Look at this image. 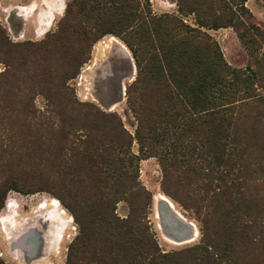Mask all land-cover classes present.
Wrapping results in <instances>:
<instances>
[{"label":"rangeland","instance_id":"obj_1","mask_svg":"<svg viewBox=\"0 0 264 264\" xmlns=\"http://www.w3.org/2000/svg\"><path fill=\"white\" fill-rule=\"evenodd\" d=\"M64 1L37 36L52 0H0V182H7L0 264H67L80 231L72 211L83 214L84 202L99 209L104 191L131 189L135 180L150 201L127 195L116 213L128 217L141 202L140 219L163 251L202 243L206 227L204 242L224 264H264V0H186L185 9L179 0ZM20 15L22 35L10 31ZM215 48L248 78L234 85L241 92L231 125L199 114L209 101L223 103ZM175 53L199 63L193 75L212 62L217 81L208 97L198 86L182 90V70L170 63ZM97 148L101 161L90 164ZM216 171L226 177L211 184ZM124 173L125 184L117 180ZM50 200L72 219L64 226L58 210L42 212L46 222L57 217L59 240L34 217ZM7 201L19 215L5 209Z\"/></svg>","mask_w":264,"mask_h":264},{"label":"trees","instance_id":"obj_2","mask_svg":"<svg viewBox=\"0 0 264 264\" xmlns=\"http://www.w3.org/2000/svg\"><path fill=\"white\" fill-rule=\"evenodd\" d=\"M112 1L125 2V0ZM185 1L186 0H179L182 9H185ZM122 16L123 22L128 20L126 14L122 13ZM217 26L221 27V25ZM191 37L195 39V36L191 35ZM215 49L217 50V48ZM176 53L174 56H176ZM217 53V57L220 58L217 60L220 68L219 78H221L219 85H222L224 88V90L221 91L222 93L219 99L222 100L223 103L214 106L211 105L209 101L208 105L206 104V107H204L205 109L199 111V114L201 115L203 114L202 112L205 111L204 115L208 116L212 112L213 115L225 119L226 122L231 125L236 116L235 109L239 101L235 98L238 93L241 92V90L237 91V87L234 85H239L241 82L248 84V78H244L239 70L231 68L230 65L224 62V60L221 59L220 50L219 52L217 50ZM211 54L215 53L211 51ZM177 57L178 56L170 63H176L179 69L182 70V75L180 77L182 90H193L194 87L198 86L199 88L197 90L199 94L202 97H208L209 92L213 91V86L217 81L216 74L211 73L212 70H215L211 64L212 62L209 61V65L205 72L199 73V75H193L192 70H197L199 63H197V65L195 64L196 67L193 63L183 58L179 60ZM139 64L138 68H140ZM145 68H148V66L146 65ZM171 78H173V76H171ZM227 85H230V87L228 86L227 88ZM229 88H231V90H229ZM245 93H247L246 89L242 91V94ZM99 151V148H97L94 150L92 156H88L87 160L90 164L101 161L103 155L100 154L99 158ZM87 154L88 152L84 147L81 151L78 150L76 156H79L83 160L85 159L84 157H87ZM109 160L110 162H117L114 159ZM120 162L122 163V161ZM216 174L217 175L211 178V184H213L216 179L224 180L226 177L223 171H216ZM117 180H120L124 184L130 181L126 173L120 175ZM6 184L7 182H0V199H2ZM131 186V189L128 187H121L104 191L101 198L103 202H101L99 209L88 207L84 202L82 203V207H84L83 214L72 211L80 227V231L76 239L69 246L67 264H224L219 254L215 252V249L207 245V242H204V239L206 240L208 237L206 227L202 229V243L179 251L165 252L159 246L148 223L140 219L142 218L140 217V213L145 209L141 202L135 206L134 209H131L132 213H130L128 217L124 218L117 215L116 205L127 195H139L140 199L143 197L144 199L147 198V201H150L148 191L143 186L138 188L137 180H135V185ZM184 258H186V260H184Z\"/></svg>","mask_w":264,"mask_h":264},{"label":"bare ground","instance_id":"obj_3","mask_svg":"<svg viewBox=\"0 0 264 264\" xmlns=\"http://www.w3.org/2000/svg\"><path fill=\"white\" fill-rule=\"evenodd\" d=\"M53 2H50L48 3L49 4V12L48 13H45V15L43 16V18L40 20V22L38 23L37 27H36V35L37 36H41L45 33H47L49 31V29L51 28L52 26V23H53V19H54V11L57 10L59 11L60 13L63 12L64 8H65V1L64 0H52ZM35 6V4H33L32 6H29V7H25V6H19V11L18 12H21V11H27L28 8L30 9H33V7ZM16 12V11H15ZM33 14V13H32ZM21 16V21L20 23L18 24V29H14V27H10V31H13L14 33L18 32L20 33L19 35H22L24 32H25V28H26V19H25V16ZM28 17V16H27ZM105 44V43H104ZM103 45V44H102ZM98 51H101L100 48H97ZM156 199H160L164 202H166L168 204V206L178 215L179 218H181L183 221L185 220V218L179 213V211H177L175 205L172 203V201L170 200V198H168V196H165L163 194H156ZM51 201V200H50ZM17 206H14L13 203L11 201H7L6 205H5V209L7 210H12L14 212V216H17L19 215L18 214V211H17ZM50 208V210L54 211V210H58V219L61 220V222H63L62 224H64V226H67L71 221L72 219L67 217L66 216V212L64 210H62V208L60 209L59 207V203L57 201H51V202H48V201H42L40 204H38L35 209H34V217H37L38 218V225L39 226H43L45 227L46 229H48L49 231L52 232V236L54 239L56 240H59V237L55 235V232L57 231L53 225V222H56L57 221V217H55L56 215L54 214V219L55 220H50V221H45L43 219V216H44V212L46 209ZM32 211V210H31ZM48 211V210H47ZM43 212V213H42ZM31 215V214H29ZM33 216V215H32ZM24 219V218H23ZM26 219V218H25ZM6 218H0V222L2 224H5L6 223ZM22 221V220H21ZM18 223V222H17ZM192 224V228L194 230V237H196L198 235V230L196 228V226L193 224V223H190ZM28 225V224H27ZM30 225V224H29ZM34 225V224H32ZM35 227V226H34ZM29 228V227H28ZM21 229H24V226L23 228ZM27 229V228H26ZM34 229V228H33ZM54 229V230H53ZM23 231V230H22ZM39 231V230H38ZM29 233V232H28ZM39 235V234H38ZM167 240H170L168 238H166ZM194 238L192 239H189L188 241H192ZM35 241V240H34ZM172 241V240H170ZM173 243H175L174 241H172ZM186 242V241H185ZM60 243V242H59ZM51 244V242H50ZM57 242L55 241L54 242V245H56ZM57 249V248H56Z\"/></svg>","mask_w":264,"mask_h":264},{"label":"water","instance_id":"obj_4","mask_svg":"<svg viewBox=\"0 0 264 264\" xmlns=\"http://www.w3.org/2000/svg\"><path fill=\"white\" fill-rule=\"evenodd\" d=\"M193 236H190L189 238H186V239H182V240H175L173 239L174 241H177V242H183V241H186V240H189V239H192Z\"/></svg>","mask_w":264,"mask_h":264},{"label":"crops","instance_id":"obj_5","mask_svg":"<svg viewBox=\"0 0 264 264\" xmlns=\"http://www.w3.org/2000/svg\"><path fill=\"white\" fill-rule=\"evenodd\" d=\"M25 7H28V6H25Z\"/></svg>","mask_w":264,"mask_h":264}]
</instances>
